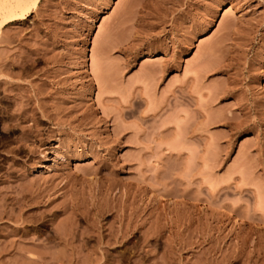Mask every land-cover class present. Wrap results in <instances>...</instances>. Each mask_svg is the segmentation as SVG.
Returning <instances> with one entry per match:
<instances>
[{"label": "rangeland", "instance_id": "rangeland-1", "mask_svg": "<svg viewBox=\"0 0 264 264\" xmlns=\"http://www.w3.org/2000/svg\"><path fill=\"white\" fill-rule=\"evenodd\" d=\"M0 74V264H264V0H41Z\"/></svg>", "mask_w": 264, "mask_h": 264}, {"label": "bare ground", "instance_id": "bare-ground-1", "mask_svg": "<svg viewBox=\"0 0 264 264\" xmlns=\"http://www.w3.org/2000/svg\"><path fill=\"white\" fill-rule=\"evenodd\" d=\"M41 0H5L0 4V35L2 29L11 23L23 21L30 17L34 9L39 5ZM2 77H6L0 74V87ZM56 158L62 157L60 152H56ZM50 157H45V163L41 165L43 169L49 170L51 165L49 161Z\"/></svg>", "mask_w": 264, "mask_h": 264}]
</instances>
